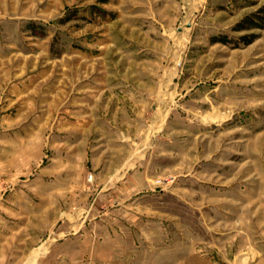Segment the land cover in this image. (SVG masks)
Here are the masks:
<instances>
[{
  "label": "rangeland",
  "instance_id": "374dc122",
  "mask_svg": "<svg viewBox=\"0 0 264 264\" xmlns=\"http://www.w3.org/2000/svg\"><path fill=\"white\" fill-rule=\"evenodd\" d=\"M0 238L264 264V0H0Z\"/></svg>",
  "mask_w": 264,
  "mask_h": 264
},
{
  "label": "crops",
  "instance_id": "0c3cea01",
  "mask_svg": "<svg viewBox=\"0 0 264 264\" xmlns=\"http://www.w3.org/2000/svg\"><path fill=\"white\" fill-rule=\"evenodd\" d=\"M3 244H4V242L0 238V264H7L8 263L7 260L9 259V257H7L6 255H3V253H2ZM5 261H6V263H4Z\"/></svg>",
  "mask_w": 264,
  "mask_h": 264
},
{
  "label": "bare ground",
  "instance_id": "6f19581e",
  "mask_svg": "<svg viewBox=\"0 0 264 264\" xmlns=\"http://www.w3.org/2000/svg\"><path fill=\"white\" fill-rule=\"evenodd\" d=\"M39 254H42V251H37L36 253H34L33 255H32V259H30V262H29V264H33V262H34V260H35V257L36 256H38ZM28 263V262H27Z\"/></svg>",
  "mask_w": 264,
  "mask_h": 264
}]
</instances>
